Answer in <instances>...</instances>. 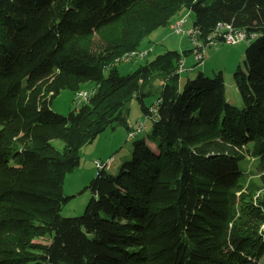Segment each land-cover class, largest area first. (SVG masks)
<instances>
[{
	"label": "trees",
	"instance_id": "16d2710c",
	"mask_svg": "<svg viewBox=\"0 0 264 264\" xmlns=\"http://www.w3.org/2000/svg\"><path fill=\"white\" fill-rule=\"evenodd\" d=\"M184 10L204 41L220 22L257 34L237 72L242 107L222 72L180 84L192 49L120 73L118 58ZM90 83L68 115L53 110L61 91ZM133 99L153 120V142L138 133L119 173L98 169L86 186L84 214L63 217L82 148L116 124L131 131ZM62 263H264V0H0V264Z\"/></svg>",
	"mask_w": 264,
	"mask_h": 264
},
{
	"label": "rangeland",
	"instance_id": "374dc122",
	"mask_svg": "<svg viewBox=\"0 0 264 264\" xmlns=\"http://www.w3.org/2000/svg\"><path fill=\"white\" fill-rule=\"evenodd\" d=\"M181 19H185L184 33L177 34L171 28L173 23H177ZM194 13L190 10H184L173 20L170 26L157 29L144 39L141 48L151 51L150 54L143 59H135L131 62H122L117 65L120 73L126 75L135 71L140 65L148 61H152L159 54L167 51H190L194 44L186 31L194 28ZM96 49H100L104 45V40L98 35L95 37ZM246 48L247 42L239 44H227L220 42L213 45H207L204 53L205 58L202 64L197 65L192 52L184 55V64L187 65V71L181 74L180 84L183 85L188 78H194L199 71H203L207 76L214 77L220 72L223 73L226 84V96L228 101L238 107L243 106V99L239 93L236 77L238 71L246 72ZM192 69H189V67ZM180 68V67H179ZM161 79H155L149 83L144 91L147 94L144 100L147 105L152 106L158 93L160 92ZM93 84H87L85 91H91ZM78 99L76 94L70 90H63L54 98L52 108L55 112L63 115L77 107ZM125 116L128 126L133 130H137L144 125L146 128L140 132L139 137H145L148 143L153 142L152 125L153 120L148 118L143 112L141 104L137 99H133L125 109ZM126 126L116 124L114 127L108 128L104 133L100 134L97 139L81 150L80 166L72 173H69L65 180L64 192L67 196H73L70 202L62 211L63 217H79L84 214L86 206L92 198L90 190L85 189L92 179L96 177L98 167L95 162L97 160L106 162L113 158L108 165L111 174H118L122 165L132 159L133 142L135 138L130 137V132ZM53 144L63 150L64 143L61 140H54ZM255 161L248 159L244 163L246 171L253 170ZM256 182L259 181V175L253 172L250 177ZM257 198V196H255ZM64 264V263H62ZM264 264V263H263Z\"/></svg>",
	"mask_w": 264,
	"mask_h": 264
},
{
	"label": "built area",
	"instance_id": "2783aa9c",
	"mask_svg": "<svg viewBox=\"0 0 264 264\" xmlns=\"http://www.w3.org/2000/svg\"><path fill=\"white\" fill-rule=\"evenodd\" d=\"M185 23H186V20L181 19L177 23H173L171 25V28L177 34H183L184 33L183 27ZM186 33L190 37L192 43L194 44L192 48V53L195 57V61L197 62V64H200V63L202 64V62L204 61V58H205L204 50L207 45H213V44H217L220 42H225L227 44H232V45L239 44L242 42H247L248 44L250 40L257 37V34L249 35L245 30L235 28L232 24H226L222 22L218 23V32H213L211 35H209L206 38V41L200 38V32L196 28L189 29L186 31ZM150 52L151 51L146 50L143 54H137V57L134 58V60L138 58L140 59L146 58L150 54ZM125 62H131V61H125ZM186 70L187 69L183 62L180 68L177 70V72L179 74H182ZM87 97H90V96H85V92L76 93V98L78 99V101H86ZM152 108L153 109L151 111L156 113L157 112L156 106H153ZM144 129H145V126L142 125L137 130L135 129L131 131L130 137H135L138 133H140ZM112 160L113 158L107 160L106 162L97 160L95 164L98 167V169H102L104 167H107L110 164V162H112Z\"/></svg>",
	"mask_w": 264,
	"mask_h": 264
},
{
	"label": "bare ground",
	"instance_id": "6f19581e",
	"mask_svg": "<svg viewBox=\"0 0 264 264\" xmlns=\"http://www.w3.org/2000/svg\"><path fill=\"white\" fill-rule=\"evenodd\" d=\"M214 32H218V25L215 28ZM145 51H146L145 49H141V50H135V51L129 52V53L123 55L122 57L118 58L116 60V62L119 64V63H122V62H125V61H133L134 58L137 57V54H143ZM84 92H85V96H90L91 93H92L91 91H85V90L78 91L77 93H84ZM88 99H89V97H87V100ZM156 111H157V109H156ZM132 138H134V137H132Z\"/></svg>",
	"mask_w": 264,
	"mask_h": 264
},
{
	"label": "crops",
	"instance_id": "0c3cea01",
	"mask_svg": "<svg viewBox=\"0 0 264 264\" xmlns=\"http://www.w3.org/2000/svg\"><path fill=\"white\" fill-rule=\"evenodd\" d=\"M183 62H184V60H183ZM185 67H186V69H187V65H186V64H185ZM192 67H193V66L189 67V69H192ZM187 70H188V69H187ZM187 70H186V71H187ZM162 84H163V82L161 81V82H160V87L162 86ZM137 135H138V134H137ZM107 168H109V166H107Z\"/></svg>",
	"mask_w": 264,
	"mask_h": 264
}]
</instances>
